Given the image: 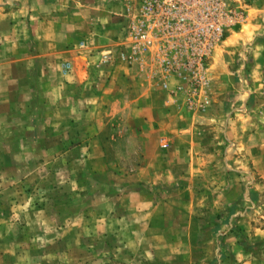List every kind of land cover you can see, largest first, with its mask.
<instances>
[{
  "label": "rangeland",
  "instance_id": "374dc122",
  "mask_svg": "<svg viewBox=\"0 0 264 264\" xmlns=\"http://www.w3.org/2000/svg\"><path fill=\"white\" fill-rule=\"evenodd\" d=\"M253 1L226 0L237 20L191 99L136 35L145 0H0V264H241L264 252Z\"/></svg>",
  "mask_w": 264,
  "mask_h": 264
},
{
  "label": "built area",
  "instance_id": "2783aa9c",
  "mask_svg": "<svg viewBox=\"0 0 264 264\" xmlns=\"http://www.w3.org/2000/svg\"><path fill=\"white\" fill-rule=\"evenodd\" d=\"M145 1L149 15L134 25L136 35L144 47H156L163 73L160 79L167 80L170 72L177 73L191 85L189 98L192 99L207 82L206 61L222 39L225 23L236 21L237 16L229 13L226 0ZM156 7L162 11L158 13ZM175 37L184 41L169 44L168 39Z\"/></svg>",
  "mask_w": 264,
  "mask_h": 264
},
{
  "label": "crops",
  "instance_id": "0c3cea01",
  "mask_svg": "<svg viewBox=\"0 0 264 264\" xmlns=\"http://www.w3.org/2000/svg\"><path fill=\"white\" fill-rule=\"evenodd\" d=\"M232 4L235 7H239V5H240V3L237 1H235V3L232 2ZM247 6L250 7L251 10L253 11L252 16L254 17V19H253L254 24L261 22V16L260 15H262V14L264 15V0L253 1V2H251V4L250 3L247 4ZM246 9H247V7H246ZM248 14L249 13H246V11H245L244 16L242 15L241 17L244 19L247 16H249ZM256 17H257V19H256ZM237 26H239V25H237ZM259 50H261V51L259 52ZM262 50H264L263 45L259 46V45L254 44V54H256V56H258L259 54H261V55L264 54V51H262ZM255 67L263 68L261 66L260 62L258 64H256ZM247 119H248V117H247ZM259 126H260V129L264 128V124H260ZM242 161H244V159H242L241 162ZM256 260H259L261 262H258ZM241 264H264V252H258V253L251 254V257H249L247 260L241 262Z\"/></svg>",
  "mask_w": 264,
  "mask_h": 264
}]
</instances>
